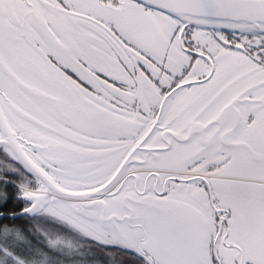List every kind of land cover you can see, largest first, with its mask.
<instances>
[{"label":"snow or ice","instance_id":"snow-or-ice-1","mask_svg":"<svg viewBox=\"0 0 264 264\" xmlns=\"http://www.w3.org/2000/svg\"><path fill=\"white\" fill-rule=\"evenodd\" d=\"M0 264H264V0H0Z\"/></svg>","mask_w":264,"mask_h":264}]
</instances>
